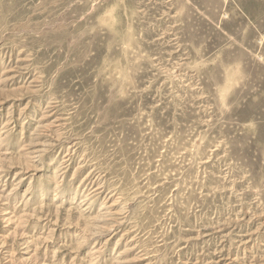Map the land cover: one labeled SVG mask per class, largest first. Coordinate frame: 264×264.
Instances as JSON below:
<instances>
[{
    "label": "rangeland",
    "instance_id": "rangeland-1",
    "mask_svg": "<svg viewBox=\"0 0 264 264\" xmlns=\"http://www.w3.org/2000/svg\"><path fill=\"white\" fill-rule=\"evenodd\" d=\"M0 264H264V0H0Z\"/></svg>",
    "mask_w": 264,
    "mask_h": 264
}]
</instances>
